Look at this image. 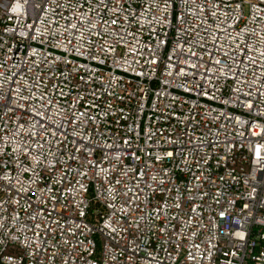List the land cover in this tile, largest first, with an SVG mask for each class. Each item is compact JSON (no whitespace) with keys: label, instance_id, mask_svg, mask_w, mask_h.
<instances>
[{"label":"built area","instance_id":"2783aa9c","mask_svg":"<svg viewBox=\"0 0 264 264\" xmlns=\"http://www.w3.org/2000/svg\"><path fill=\"white\" fill-rule=\"evenodd\" d=\"M0 264H264V0H0Z\"/></svg>","mask_w":264,"mask_h":264}]
</instances>
